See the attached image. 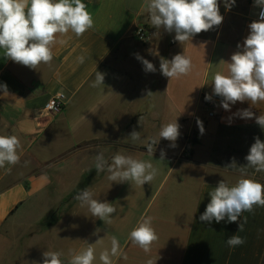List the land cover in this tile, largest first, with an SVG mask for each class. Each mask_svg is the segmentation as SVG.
Listing matches in <instances>:
<instances>
[{
	"label": "crops",
	"instance_id": "crops-1",
	"mask_svg": "<svg viewBox=\"0 0 264 264\" xmlns=\"http://www.w3.org/2000/svg\"><path fill=\"white\" fill-rule=\"evenodd\" d=\"M83 2L94 27L81 37L71 32L63 37L66 43L53 47L50 65L31 69L5 58L0 49V85H7V93L0 88V135H17L22 144L20 163L11 171L8 166L0 168V264H43L45 251L62 252L63 264H69V249L78 252L88 244H94L95 264H100L99 253L111 247L113 236L128 257H114L113 264H146L149 259L155 264H264V207L244 212L239 232L238 223H228L227 218L210 224L199 219L219 181L232 186L241 178L239 171L222 162L241 145L249 149L244 138L251 132L264 133L255 120L264 115V102H237L230 110L221 107L215 118H209L201 104L213 75L226 71L222 61L230 62L249 34V24L258 20L259 6L236 0L227 9L224 0H218L221 25L194 36L193 45H181L174 42V32L151 26L146 0ZM183 52L191 57L193 69L172 89L174 79L161 74L160 60ZM137 55L156 71H145ZM79 56L85 57L84 63L78 62ZM96 71L104 74V85L92 87ZM186 88L188 118L180 120L188 122V131L180 132L175 147L161 138L149 153L142 141L174 120L170 113L176 110L174 95L183 100ZM60 93L66 95L64 109L46 114L44 106ZM241 109L251 110L253 118H240ZM133 130L141 141L131 140ZM98 153L109 162L117 153L151 161L158 174L143 187L112 182L106 171L98 174L95 169ZM86 188L93 198L116 207L111 224L93 217L74 199ZM38 207L49 216L35 220L41 230L24 236L17 252L5 251L2 245L10 240L6 228L17 226ZM142 216L154 217L159 237L147 254L129 238ZM235 234L245 243L229 247L226 241Z\"/></svg>",
	"mask_w": 264,
	"mask_h": 264
},
{
	"label": "clouds",
	"instance_id": "clouds-1",
	"mask_svg": "<svg viewBox=\"0 0 264 264\" xmlns=\"http://www.w3.org/2000/svg\"><path fill=\"white\" fill-rule=\"evenodd\" d=\"M224 3L230 9L236 0H224ZM254 3L260 7L259 19L249 24V34L242 45H237L239 50L231 55L230 62L222 61L227 66L226 71H218L212 78L213 93L222 97L221 106L225 110H230V105L237 102L248 101L251 105L264 102V0H254ZM144 10L148 13L153 28L174 32V42L181 45L191 43L197 34L220 26L224 19L220 14L218 0H146ZM93 27V15L83 0H0V49H3L5 58L31 69H38L41 64L50 65L54 58L53 47L57 43H66L63 37L68 33L81 37ZM84 59V56L77 57L81 64ZM137 59L142 60L145 71H156L150 61L138 55ZM192 69L191 57L184 52L175 54L171 60H160V72L169 81L188 76ZM103 81L104 74L96 71L91 86L98 87ZM0 88L7 93L6 84L0 85ZM151 94L153 93H148ZM205 99L211 100V96L206 95ZM237 115L243 119H251L254 113L249 109H241ZM255 120L264 129V115L255 117ZM197 124L203 134L202 122L198 120ZM179 129L180 125L175 119L162 124L157 136L142 142L147 144V151L151 154L161 138L170 141L175 147V141L180 136ZM129 137L133 142L141 141L140 133L135 130ZM21 153L22 144L17 135H0V168L8 166L7 170L11 171L12 166L20 163ZM164 155L161 150L162 159ZM245 160L247 164L239 168L241 178L234 185L229 186L221 180L209 192L210 202L199 217L201 222L210 224L215 220L220 223L227 218L228 223H238L239 232L243 231L242 214L251 212L256 206L264 207V183L245 178L247 168L264 172V142L259 137L255 138ZM236 167L235 159L225 166L233 169ZM95 169L98 174L106 171L107 179L112 182H128L138 187L150 184L158 174V169L151 161L121 153L115 154L111 162L105 159L103 153H98L95 157ZM74 199L80 202L81 207L87 206L93 217L105 224L112 223V216L116 212L112 203L93 198V193L88 188L81 190ZM153 220L152 216H142L129 233L132 244L146 254L151 252L152 245L159 239ZM226 243L229 247H235L245 241L235 234L228 237ZM68 254L69 264H95L97 260L94 244H88L78 252L69 249ZM62 255L60 251H45L43 264H63ZM114 257L128 259L115 236L111 239V247L100 251V264H113ZM155 262L149 259L146 264Z\"/></svg>",
	"mask_w": 264,
	"mask_h": 264
},
{
	"label": "rangeland",
	"instance_id": "rangeland-1",
	"mask_svg": "<svg viewBox=\"0 0 264 264\" xmlns=\"http://www.w3.org/2000/svg\"><path fill=\"white\" fill-rule=\"evenodd\" d=\"M256 10L257 9H255V8L252 9V14H255ZM245 12L248 13L247 11H245ZM146 24H148V23H146ZM145 40H148V39L145 38ZM145 40H142V41H145ZM181 78L174 79V85H172V89L173 88L175 89L176 86L179 85ZM186 89L187 90L185 91V98L183 100H180L178 96L175 97V95H174V100H175L174 104H175L176 110H170V113L172 115V119L173 118H174V120L177 119V122L180 125V129H179L180 132H187L188 131V122H182V120L184 118H186V119L188 118V88H186ZM177 94H178V92H177ZM194 105L195 104L192 103L193 110L195 108ZM182 116L184 118L182 120H180V117H182ZM199 116L200 117L204 116L202 111H201ZM156 136H157V134H156ZM256 137H259L260 140L262 142H264V133L262 131L251 132L250 137H245L244 140L248 141L250 144V147H251V145L255 142ZM245 147H246V145H241L240 149H235L234 152L231 151L230 152V158L226 159L224 162H222V166L225 167L226 165L230 164L233 159H235L237 167L235 169H233V168H229V169L234 170V171H239V168L241 166H245L247 164V161L245 160V156L248 154L250 147H249V149H246ZM245 178H252V179L257 180L258 182L264 183V172H256L252 168H247V176ZM45 205H47V204H45ZM61 209H62V207H61ZM46 216H47V212L43 208L38 207L34 212L29 213L27 216H24V218H22V221L19 224H17V226H15V227L9 226L10 227L9 229L7 227L6 231L10 235V240L6 241L2 245V248H4L5 251H9V249L13 248V252L15 250L17 252L18 249H22L20 244H22L24 242V236L28 235L30 232H38L41 230V225L34 223V222H36L35 220L38 221L43 217H45L48 220L49 216H47V217ZM19 241H20V243H19ZM14 242L16 243V245L19 243V246H16L14 244ZM11 259H12V257H11ZM11 259H10V261H11Z\"/></svg>",
	"mask_w": 264,
	"mask_h": 264
},
{
	"label": "built area",
	"instance_id": "built-area-1",
	"mask_svg": "<svg viewBox=\"0 0 264 264\" xmlns=\"http://www.w3.org/2000/svg\"><path fill=\"white\" fill-rule=\"evenodd\" d=\"M251 3L255 5L254 0H251ZM260 12V7L258 14ZM257 19H259V15H257ZM210 95L211 100H206L205 96ZM66 95L64 93H60L57 96L53 97L43 108V111L48 115H56L59 114L66 105ZM201 104L206 111L209 118H215L217 116L218 108H221L222 97H219L213 93V85L209 92L202 95Z\"/></svg>",
	"mask_w": 264,
	"mask_h": 264
},
{
	"label": "trees",
	"instance_id": "trees-1",
	"mask_svg": "<svg viewBox=\"0 0 264 264\" xmlns=\"http://www.w3.org/2000/svg\"><path fill=\"white\" fill-rule=\"evenodd\" d=\"M88 181H89V176L86 175V177L84 178V184L87 185Z\"/></svg>",
	"mask_w": 264,
	"mask_h": 264
}]
</instances>
